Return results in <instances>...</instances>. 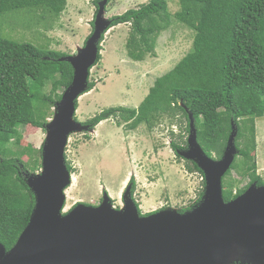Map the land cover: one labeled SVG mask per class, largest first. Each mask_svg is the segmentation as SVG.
Returning <instances> with one entry per match:
<instances>
[{"label":"trees","instance_id":"16d2710c","mask_svg":"<svg viewBox=\"0 0 264 264\" xmlns=\"http://www.w3.org/2000/svg\"><path fill=\"white\" fill-rule=\"evenodd\" d=\"M101 1L97 0L96 6ZM179 1L181 11L174 17L166 0H151L139 9L110 19L108 31L130 25L127 51L135 62L155 56L160 35L170 29L174 19L195 34L192 50L155 81L138 109L110 108L83 125L95 129L114 119L130 131L143 125L153 131L163 121L175 124L180 134L178 140L172 139L171 148L178 159L186 161L190 173L201 174L205 187V177L198 165L179 154L188 145L184 135L190 134V114L195 120L199 145L214 160L223 157L232 127L236 125L239 154L223 179L224 200L228 203L254 183L264 186L253 156L257 150L256 124L264 119V0ZM28 2L0 0V20L8 10L20 9ZM66 3L67 0H39L33 1V6H48L58 17ZM99 51L95 67L103 58L101 46ZM64 57L67 55L0 38V244L7 251L16 245L35 208V196L26 175L42 169V149H22L15 157L9 145L21 137L22 128L29 126L45 131L48 118L36 112L35 100L56 104L62 99L59 90L64 93L74 76L72 66L60 61ZM29 79L33 80L37 94L33 93ZM48 85L52 87L51 93L42 97L40 91ZM93 89L95 84L89 79L87 93ZM172 136H176L174 132ZM24 157L29 160L24 162ZM67 167L73 174L72 167L69 164ZM234 171L250 179L247 187L235 191L238 181L230 177ZM204 191L196 204L182 213L198 205Z\"/></svg>","mask_w":264,"mask_h":264},{"label":"rangeland","instance_id":"374dc122","mask_svg":"<svg viewBox=\"0 0 264 264\" xmlns=\"http://www.w3.org/2000/svg\"><path fill=\"white\" fill-rule=\"evenodd\" d=\"M29 1V2H28ZM33 1L20 9H10L0 20V38L30 44L43 51L74 56L83 49L94 32L92 22L98 6L97 0H67L64 11L55 17L48 6H33ZM151 0H113L106 9V18L139 9ZM174 17L181 10L179 0H166ZM30 4V5H29ZM130 25L117 26L104 35L102 61L91 71L90 82L95 89L78 100L75 119L81 124L110 108L138 109L148 96L155 81L170 72L191 52L194 36L192 30L173 20L170 29L158 39L155 56L135 62L128 56L127 42ZM33 80L29 84L34 94ZM51 85L40 91L48 97ZM58 94H63L59 90ZM54 97V96H53ZM56 104L35 100V110L43 113L48 124L53 121ZM257 174L264 180V119L257 121ZM172 132L176 136H172ZM21 137L9 145L18 157L22 149L39 151L43 148L47 130L26 127L20 129ZM180 129L163 121L153 131L145 125L135 131L127 130L110 119L93 131L70 136L65 151L66 163L73 169L72 184L62 214L70 213L77 205L98 207L107 194L115 209L124 207V194L132 186V198L139 208L140 217L176 209L180 212L194 206L205 190L201 174L190 173L186 161L178 159L171 142L178 140ZM188 140L189 135H184ZM189 148L186 146L185 150ZM40 155V154H39ZM39 155H35L39 158ZM24 162L29 157L23 158ZM42 169L31 175L40 174ZM237 180L235 191L250 183L248 177L237 172L230 176Z\"/></svg>","mask_w":264,"mask_h":264},{"label":"water","instance_id":"95a60500","mask_svg":"<svg viewBox=\"0 0 264 264\" xmlns=\"http://www.w3.org/2000/svg\"><path fill=\"white\" fill-rule=\"evenodd\" d=\"M108 4L99 3L85 47L60 59L72 66L73 80L45 127L42 171L26 175L36 203L30 223L10 251L0 244V264H264V186L254 183L228 203L223 195V179L239 154L237 127H232L221 160H214L198 143L192 114L189 148L179 154L196 163L205 177L204 195L193 209L140 217L129 186L120 210L106 193L98 207L79 204L62 214L72 184L65 156L69 138L94 130L75 120L76 105L87 92L99 46L110 28Z\"/></svg>","mask_w":264,"mask_h":264},{"label":"clouds","instance_id":"9594fccd","mask_svg":"<svg viewBox=\"0 0 264 264\" xmlns=\"http://www.w3.org/2000/svg\"><path fill=\"white\" fill-rule=\"evenodd\" d=\"M54 117V116H53ZM47 138V137H46Z\"/></svg>","mask_w":264,"mask_h":264}]
</instances>
